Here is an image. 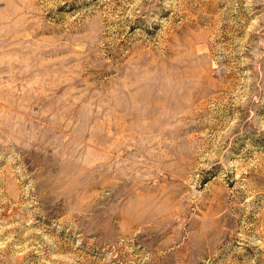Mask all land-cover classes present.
I'll use <instances>...</instances> for the list:
<instances>
[{
	"label": "rangeland",
	"instance_id": "1",
	"mask_svg": "<svg viewBox=\"0 0 264 264\" xmlns=\"http://www.w3.org/2000/svg\"><path fill=\"white\" fill-rule=\"evenodd\" d=\"M0 264H264V0H0Z\"/></svg>",
	"mask_w": 264,
	"mask_h": 264
}]
</instances>
